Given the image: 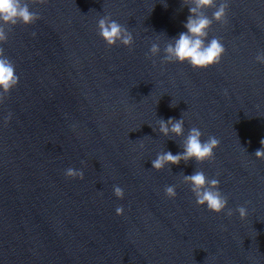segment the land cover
<instances>
[{
  "label": "clouds",
  "instance_id": "clouds-1",
  "mask_svg": "<svg viewBox=\"0 0 264 264\" xmlns=\"http://www.w3.org/2000/svg\"><path fill=\"white\" fill-rule=\"evenodd\" d=\"M47 0H31V3L45 4ZM182 5L188 7L189 15L183 27L187 30L181 32L177 37L168 38V42L163 48L162 63H185L187 62L193 69H207L213 65L220 63L222 56L226 52V48L219 37H213L208 40L209 30L213 22L221 24L227 23V12L229 9V0H182ZM167 8V4H164ZM207 9H215L212 16L206 15ZM38 12L32 11L29 7V0H0V104H3L8 98L10 92L17 87L19 76L16 73V66L5 55V49L2 46L8 40V34L17 25L29 26L40 19ZM98 30L100 37L106 42L109 48L117 45L128 47L130 50L134 44L132 33L110 16H103L98 20ZM35 36V33L32 34ZM161 52L160 45L153 43L150 48L151 56H157ZM256 61L264 64V51L258 53L255 57ZM175 106V105H171ZM12 119V113L4 118V125ZM158 131L164 137H183L182 143L179 145L183 151L173 154L171 151L158 153L151 161L152 168L155 171H161L168 167L171 171V165H179L181 162L185 164L194 159L197 164L215 159V151L220 140L210 135L207 140H202L203 133L197 127L188 130L185 136V120L183 115L180 119L170 117L167 120L159 118ZM261 148L255 151L257 159L264 160V139L260 141ZM144 147L143 144L140 145ZM81 163H84L83 161ZM182 175L183 183L190 186L191 192L195 196V203L198 207L206 206L213 213L220 214L226 211V215L231 217L233 210L228 208L229 197L220 191V181L217 178H209L204 171L196 170L191 175ZM65 176L70 179H84V171L82 169H74L69 167L65 170ZM114 195L123 199L124 189L118 185L113 186ZM165 195L169 199L177 196L176 186H166ZM239 213V217L243 220L247 217V208L238 206L235 209ZM124 214L123 206L116 208V215Z\"/></svg>",
  "mask_w": 264,
  "mask_h": 264
}]
</instances>
